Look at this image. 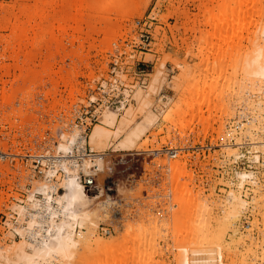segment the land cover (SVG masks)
<instances>
[{"label": "rangeland", "instance_id": "374dc122", "mask_svg": "<svg viewBox=\"0 0 264 264\" xmlns=\"http://www.w3.org/2000/svg\"><path fill=\"white\" fill-rule=\"evenodd\" d=\"M36 1L0 0V45L11 38L16 23L33 30L29 39L42 38L31 62L24 58L25 44L14 47L19 62L10 60L11 49L0 46V249L21 241L11 229L17 224L16 207L26 204L36 181L46 178L44 162L38 176L21 156L53 157L64 134L73 131L87 140L108 108L121 110L111 129L112 145H101L103 171L96 175L97 188L87 190L94 212L85 233H95L110 246L106 251L79 248V264H179L183 247H213V234L221 228L201 217L213 222L222 214L229 185L232 181L235 187L236 173L242 171H253L258 179V190L246 185L243 199L251 203L256 195L263 203L241 213L238 228L261 241L264 145L251 142L264 143V110L257 111L263 118L257 124V112L250 113L241 102L257 96L245 95L241 78L264 39L261 32L251 31L258 17L238 25L231 21L238 11L254 16L258 7L264 10V0H54L47 4L44 14L50 18L41 32L34 27L37 19L28 23L21 15L25 6L34 11ZM215 18H225L229 25L220 28ZM109 29L113 33L105 32ZM26 70L33 71L29 88L25 86L30 92L21 90L27 100L20 93L13 105H2ZM63 75L75 86L72 98L59 81ZM107 100L118 103L104 108ZM18 110L25 124L10 128L9 118L17 119L12 113ZM99 110L98 121L89 122ZM120 143L127 148H118ZM84 153L93 154L88 148ZM170 161L179 169L168 167ZM206 225L215 233L206 236ZM230 236L224 228V244L231 242ZM246 250L235 248L223 264H263L247 257Z\"/></svg>", "mask_w": 264, "mask_h": 264}, {"label": "bare ground", "instance_id": "6f19581e", "mask_svg": "<svg viewBox=\"0 0 264 264\" xmlns=\"http://www.w3.org/2000/svg\"><path fill=\"white\" fill-rule=\"evenodd\" d=\"M51 1L52 3L54 2V0H41V3H39L40 0H38L39 5L36 1V9L32 12L31 10H29V7L27 8V6H25L22 10L21 15L29 18L28 23L32 21L35 22V20L37 19L39 21V24H36L34 27H36V30L41 32L42 23L50 18L49 16L45 15L44 12L47 4H49ZM74 4L76 5V1H74ZM257 10L258 12H256V15L254 16H252V13L248 10H246L245 12L238 11L237 13H234L231 25H238L243 23L246 19L250 20L251 18L258 17V21L255 22L254 29H252L251 31L261 32L264 39V10L262 9V7H258ZM71 17L72 20H75L76 18V16L73 14L71 15ZM60 21H58L57 24ZM213 22H218L220 24V28L229 25V22L225 18H215L213 19ZM208 23H210V21ZM18 24L19 23H16L15 25L11 26V38H9V40H6V42L3 45L1 44L0 46H2V50L5 51L6 49H11L12 54H10V60H12L13 62L14 60L19 62V54L14 53L13 50L15 46H21L25 44L28 52L24 55V58L25 60H27V62H31L32 57L35 56L32 52L39 46L38 44L42 41V38L41 40H39V38H35L36 34L34 33L35 37L29 39L28 35L31 29L29 30L20 28V24ZM58 25V29L60 30V26L62 25ZM21 26L23 27V25ZM32 29L35 28L32 27ZM31 31L33 33V30ZM107 31L110 34L113 33L112 29L106 30L105 32ZM233 31H236L237 33L241 32L242 29H233ZM36 33L38 34V32ZM2 71L4 74H7L6 67H2ZM68 72L69 73L65 72V74H70V71ZM31 76H33V71H24L23 77L21 76L19 79H17V82H19L20 86L16 82L17 84H15V86L17 87L15 88L14 86H12L15 89L11 87V90H13L14 92L12 91V95L3 96L2 105H13V103L17 99V95L21 93V90L24 88L27 90V88H29V84L26 85V83L29 82ZM242 80V91L246 93L245 95H251L252 97L253 95L257 96V100L247 99L246 101L245 99H243L246 103H244L243 101L241 102L243 104H247L248 109L251 110L250 113L252 111L255 113L257 111H259V113H262V110L264 109H260V107H264V46L259 51L258 56L251 60L245 67L244 73L241 78V81ZM59 81H62L64 86L70 89L69 95L70 98H72L75 90L74 84H69V80L64 79V75L60 77ZM25 86H27V88ZM25 89L22 90L23 93L24 91L26 92ZM23 93H21V96L24 100L26 99L27 93ZM262 94L263 96L261 97ZM46 95L48 96L49 93H46ZM136 96L137 101H139L142 98V93L138 91ZM75 101L72 100L71 104H73ZM108 106L109 105H105L103 107L107 108ZM120 110V108L106 109L103 112L100 125H97L92 130L87 140L85 136H82L77 131L68 133L67 136H65L66 134H64V136L62 135L63 138L61 139L59 144L56 145L57 154L53 157L50 156L49 158L45 157L43 159L42 163L44 162V164L47 166V170L45 172L46 178L44 179L45 181H36V186L34 188L32 187V190L27 195L26 204L18 206L16 205V226L12 227L9 224L11 226V229H13V232L19 235L21 241H19L18 244L11 248H6L4 246L5 248L3 247L0 249V264H79L81 260L79 258L77 259L76 256L79 248L81 249L82 247V249L84 248L88 251L93 247H97L100 251H106L107 249H109L110 242L108 240H104L103 238L94 236L95 233L86 234L88 225L91 222L90 217L94 212V206L91 205L92 200L87 194V190L81 182V174H83V176H90L103 171V150L101 149V145L103 143H106V147H110L112 145L110 141L112 133L111 129L115 128L117 125L119 115L118 113ZM99 112L100 110L98 111V113L94 111V114L96 115V121H98ZM259 113L257 112L256 114L257 124H259L258 121L260 122L259 119L262 118L260 116L261 114L259 115ZM14 115H16L19 123L17 122V124V119L11 117L9 119H12V122L9 121L10 126H8L10 128H14L15 125L16 127L23 126L25 124V121L22 120L21 110H18L17 114L12 113V116ZM184 126L185 125H182V127ZM249 128L255 129L253 126ZM208 129L209 128H205V134ZM249 135L252 136V133ZM1 142L6 145V141H4L3 139ZM128 142L131 143L132 140L129 138ZM256 144L264 145V143L260 140H253L251 142L252 146ZM86 148H88L89 151L93 154L90 156L85 154L84 152ZM118 148L124 150L125 148H127V146L124 143H120V145H118ZM75 152H77L78 155H75ZM237 157L238 155H235V158ZM2 158H4L3 155ZM254 160H257V156H255ZM263 162L264 161H262V163ZM169 163L171 165H169L168 167L171 166L172 169H179L178 163H171V161ZM187 175L189 180L191 181L193 179L191 176V172L187 173ZM236 177L237 183L235 184V187L232 186L234 184L232 183V181L229 185L230 191L226 198V204L224 205V208L221 209L222 214L219 215L218 218L214 219L213 222H210L206 218L201 217L205 224L214 223L215 226H220L221 229L215 233L214 231H212L213 229H211L209 225H206L207 227H209L207 229L208 232L206 236H210V234L215 233L213 234L216 236L215 245L213 247L207 246L208 249L203 251L183 247L180 254L179 264H223V260L232 256L233 251L238 247L247 248V250L245 251L247 257L251 256V260L256 262L261 261L264 264V235L261 237V241H259V238H253V235L250 233V231L243 233L238 228V221L241 213L248 212V208L250 206L252 208H255L258 203L262 202L261 200H258L256 198V195L255 197H253V199H251V203H248L246 200H244L242 196L243 190L245 189L246 185H252L254 186V189H257L258 179L256 173H254L253 171L237 172ZM35 184L33 183V186ZM252 192L257 194V191L254 192L253 190ZM253 226L255 229H259V224H255L254 222ZM248 227L250 226L246 225L247 229ZM224 228L226 230H229L231 233V242L229 244H224ZM206 236L205 239L207 241L208 237ZM87 242L91 243L84 244ZM206 243L208 245L211 244L209 242ZM246 243L248 244L247 247ZM85 245L90 246L91 248L86 247ZM257 249L262 250V252L260 250V256H258L257 254ZM119 264H121V262H119Z\"/></svg>", "mask_w": 264, "mask_h": 264}, {"label": "built area", "instance_id": "2783aa9c", "mask_svg": "<svg viewBox=\"0 0 264 264\" xmlns=\"http://www.w3.org/2000/svg\"><path fill=\"white\" fill-rule=\"evenodd\" d=\"M118 102H111V100H107L106 103L103 102V104L105 105H109V106H113L116 105ZM92 121H96V115L94 114V112H92V114L90 115V119L89 122ZM87 129H85L83 131V133H85ZM90 152V151H89ZM173 154V151H170V155ZM3 155V154H1ZM174 155V154H173ZM46 157V154L41 153L40 155H28L26 154L25 156H21L22 160L24 161V163L26 164H30V170L31 172L36 173L38 176L42 175V169H43V164L42 161L43 159ZM49 158V157H48ZM96 174L94 175H90V176H82V184L83 186L86 188V190H91V189H95L96 187V183H95V178H96ZM107 233H109V230H107Z\"/></svg>", "mask_w": 264, "mask_h": 264}]
</instances>
